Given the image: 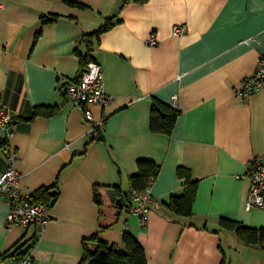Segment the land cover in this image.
<instances>
[{"label": "crops", "instance_id": "0c3cea01", "mask_svg": "<svg viewBox=\"0 0 264 264\" xmlns=\"http://www.w3.org/2000/svg\"><path fill=\"white\" fill-rule=\"evenodd\" d=\"M107 20L108 29L85 36ZM149 34L156 46L145 43ZM84 56L102 66L114 96L88 106L104 117L95 140L84 108L63 89ZM263 56L264 0H0V105L14 116L19 186L32 196L58 190L42 227L7 226L10 204L0 199V264H14L2 254L37 228L33 264H81L83 240L100 223L111 224L99 238L118 247L129 229L148 264H264V249L221 224L264 228V209L245 208L247 166L264 163V86L237 94ZM174 95L172 132H152V99L171 104ZM36 106L54 112L33 115ZM5 155L0 149V172ZM141 159L159 165L145 224L128 206L116 218L105 193L128 192ZM179 167L197 181L189 218L168 209L185 189Z\"/></svg>", "mask_w": 264, "mask_h": 264}, {"label": "built area", "instance_id": "2783aa9c", "mask_svg": "<svg viewBox=\"0 0 264 264\" xmlns=\"http://www.w3.org/2000/svg\"><path fill=\"white\" fill-rule=\"evenodd\" d=\"M184 27L175 25L173 34L181 35ZM145 43L150 46L158 44L154 34H149ZM104 72L102 66L95 60H90L78 73L76 79L71 80L64 86V93L76 105L84 108V120L90 124V134L93 128H102L104 117L95 120L90 104H106L113 100L114 96L105 90ZM264 86V56L260 58L253 72L247 76L237 90L240 97H247ZM177 96L172 97L171 105L177 107ZM14 116L10 111L0 105V136L4 141L6 153V166L0 172V199L10 204V210L6 217V225H32L42 227L48 219L49 204L43 201H32V197L24 194L19 186L20 174L14 167L16 152L9 146V139L14 132ZM250 178V187L245 202V208L250 210L254 207L264 209V163L253 158L246 169ZM151 186V185H150ZM150 186L142 191L130 188L128 190V211L138 215L141 224L146 223V218L154 200L150 192ZM14 264H33L32 252L24 254Z\"/></svg>", "mask_w": 264, "mask_h": 264}, {"label": "trees", "instance_id": "16d2710c", "mask_svg": "<svg viewBox=\"0 0 264 264\" xmlns=\"http://www.w3.org/2000/svg\"><path fill=\"white\" fill-rule=\"evenodd\" d=\"M126 1V0H125ZM145 1V0H139ZM54 17V16H53ZM51 18H45L48 21ZM113 22L107 20L101 27L87 33L85 36L90 37L98 35L102 31L108 29ZM92 60L91 57L84 56L81 60L80 71L85 64ZM78 76V75H77ZM54 111L47 110L45 107H35L33 115L44 114L50 115ZM179 109L169 103L162 102L156 98L152 99V107L150 113L149 127L152 132L170 134L176 123ZM100 128H93L90 138L95 140L100 138ZM0 149H4V141L0 140ZM159 172V165L151 159H141L137 162V172L130 176V188L138 191L144 190L150 186ZM178 175L185 178V189L180 195H173L170 198L168 209L178 217L189 218L192 216V204L195 197L197 181L191 178L190 172L182 167L178 168ZM58 194L57 186H42L37 189L32 197V201H43L45 203L52 202ZM116 197L122 199L123 208L129 206L128 192L122 193L119 189L115 190ZM95 199L101 203L98 194L95 193ZM113 216V215H112ZM118 218V216H115ZM114 217V218H115ZM111 223H100L98 230L87 239L83 240V256L81 264H148L144 248L138 241L137 237L129 230L124 229L121 237V246L108 244L99 238L100 230L106 228ZM221 224L225 227L233 229L236 235L245 243L257 245L264 249V228H253L245 226L240 222L222 219ZM35 225V224H34ZM26 239L18 241L4 256L11 257L15 261L19 260L24 254L31 251L36 244V232ZM24 237V236H23Z\"/></svg>", "mask_w": 264, "mask_h": 264}, {"label": "water", "instance_id": "95a60500", "mask_svg": "<svg viewBox=\"0 0 264 264\" xmlns=\"http://www.w3.org/2000/svg\"><path fill=\"white\" fill-rule=\"evenodd\" d=\"M106 195H108L110 203L114 206L115 208V216H118L120 214V211L123 209V202L122 199L119 197H116L115 190L114 188H106L105 189Z\"/></svg>", "mask_w": 264, "mask_h": 264}]
</instances>
